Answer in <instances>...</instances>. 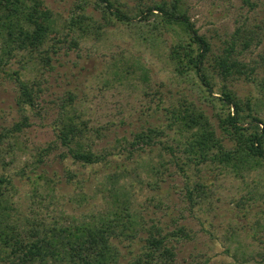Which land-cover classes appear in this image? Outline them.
<instances>
[{"label":"trees","instance_id":"16d2710c","mask_svg":"<svg viewBox=\"0 0 264 264\" xmlns=\"http://www.w3.org/2000/svg\"><path fill=\"white\" fill-rule=\"evenodd\" d=\"M100 1L105 3L102 10L106 21L115 20L122 25L135 20L143 22L149 25L156 39L167 33L169 39L162 41L171 80H192L200 94L198 98L212 108V113L183 91L176 98L166 95L163 81L152 86L144 67L139 77L144 93L150 96L149 103L157 111L162 110L163 117L158 122L147 120L131 131L130 139L115 137V143L108 148L96 147L97 140L106 136L107 128L91 125L76 100V93L67 90L50 123L54 140L43 152L55 147L60 149L57 154L60 162L69 160L82 166L102 164L104 176L114 181L126 169L119 163L112 166L115 147L122 146L127 158L135 155L138 164L142 163L143 155L161 148L168 159L160 162L159 167L166 169V164L174 165L176 172L184 177L189 210L201 208L215 192L214 179L206 174L216 171L215 175L231 173L242 177L260 168L264 164V125L259 107L252 97L238 96L230 83L244 79L264 91V47L256 59L241 58L251 45L264 44V0H243L249 10L258 8L255 13H260V17H245L220 50L213 49L208 38L198 32L183 0H138L130 8L116 0ZM100 26L86 13L60 25L44 0H0V69L5 70L3 66L13 58L18 63V68L9 75L15 81L16 104L21 111L38 107L45 89L38 74L54 70L62 44L68 42L69 47L77 48L80 38L100 34ZM30 67L40 69L38 74L26 77L24 71ZM145 106L150 110V104ZM28 119L29 115L23 113L19 121L0 132V162L4 163L5 155L9 157L7 164L13 162L15 148L19 146L18 133L30 125ZM148 167L155 168L150 162ZM69 168L64 169L66 180L80 186L78 173ZM204 169L210 173L205 174ZM192 175L196 180L190 183ZM27 179L34 189L40 179L51 190L54 187L52 177L44 169ZM13 187L12 175L0 173V264H174L172 238L189 236L184 224L177 225V218H171L175 227L170 232L163 233L164 228L155 222L147 227L127 199L119 200L125 185L121 189L115 185L109 188L114 200L111 210L91 215V220L75 219L70 224H62L58 219L51 223L26 222L16 217L9 193ZM239 200L247 198L241 196ZM137 243L139 249L135 251L133 244ZM258 254L264 262V252Z\"/></svg>","mask_w":264,"mask_h":264},{"label":"rangeland","instance_id":"374dc122","mask_svg":"<svg viewBox=\"0 0 264 264\" xmlns=\"http://www.w3.org/2000/svg\"><path fill=\"white\" fill-rule=\"evenodd\" d=\"M118 1L130 8L138 0ZM44 2L60 25L86 13L101 25V29L98 30L100 34L80 38L77 48L69 47L68 42L63 43L52 72L41 75L38 74L40 68L37 70L36 67L24 71L26 77L36 73L44 80L45 89L38 107L33 110L21 111L16 104L17 88L9 75L19 66L16 60L11 59L3 66L5 70L0 69V132L19 121L23 113L29 115L30 122L18 133L19 146L14 147L13 162L7 164V155L4 163L0 162V173H9L13 177L14 187L9 191L13 214L26 222L51 223L58 219L62 224H70L75 219L91 220V215L97 216L101 211L112 209L111 185L119 189L125 185L119 200L127 199L147 227L155 222L164 228L163 233L170 232L175 227L171 218H177V225L184 224L188 229V237L171 240L176 253L174 264H264L258 254L264 252V164L242 177L231 173L215 175L216 171L210 175L204 169V173H210L206 175L214 179L215 192L201 208L189 210V202L184 196V177L176 172L174 165L166 164V169L159 167L160 162L168 159L161 148L143 155L142 163L138 164L135 155L127 158L122 146L115 147L112 166L119 163L126 169L124 175L117 176L114 181L104 176L102 164L82 166L69 160L60 162L57 156L60 149L55 147L43 152V148L54 140L50 123L67 90L76 93V100L91 125L107 128L104 129L106 136L97 140L96 147L108 148L115 143V137L130 139L131 131L147 120L158 122L159 117H163L162 110L157 111L155 105L149 103L150 96L144 93L139 77L144 67L152 86L163 81L166 95L176 98L183 91L212 113V108L198 98L200 94L194 89L192 80H171L162 41L169 39L167 33L156 39L149 25L143 22L135 20L132 24L122 25L115 20L106 21L102 10L105 3L100 0ZM183 3L198 32L204 34L216 50L223 47L234 27L245 17H260V13H255L258 8L249 10L243 0H183ZM263 47L264 44L251 45L241 58L245 61L256 59ZM230 85L238 96L253 98L264 125V91L244 79L234 80ZM148 104L150 110H146ZM40 153H43L41 161L44 162L38 161ZM149 162L154 165L153 170H149ZM68 166L78 173L81 187L66 180L64 169ZM41 169L52 177V190L41 179L34 189L31 180L27 179V176L34 178ZM194 180L196 178L192 175L189 182ZM79 188L82 189L80 193ZM241 196L247 198L241 200L242 204ZM139 244H133L135 251Z\"/></svg>","mask_w":264,"mask_h":264}]
</instances>
